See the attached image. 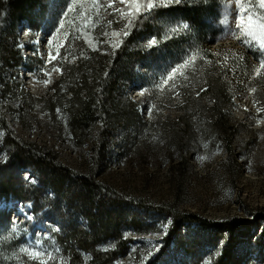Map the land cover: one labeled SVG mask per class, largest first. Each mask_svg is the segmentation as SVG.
Instances as JSON below:
<instances>
[{"label": "rangeland", "instance_id": "374dc122", "mask_svg": "<svg viewBox=\"0 0 264 264\" xmlns=\"http://www.w3.org/2000/svg\"><path fill=\"white\" fill-rule=\"evenodd\" d=\"M185 1L183 6L198 8L203 24L174 17L159 23L160 41L137 37L138 60L118 68L109 116L88 130L81 145L60 106L80 80L77 73L64 77L65 71L81 60L84 70L107 62L106 51L118 47L116 34L129 27L138 5L158 8L176 0H46L33 23L23 20L9 36L8 45L22 60L17 67L1 65L0 109L9 129L53 152L74 177L95 175L125 201L113 206L108 195L81 192L69 182L57 188L59 179L34 165L3 168L0 180L16 191L0 200V264H39L20 252L36 241L44 264H218L227 251L235 264H264V220L229 233L198 223L176 229L162 213L178 205L182 212L223 222L264 212V4ZM209 78L223 83L229 122L238 129L230 151L228 137L213 149L201 137L198 147L177 152L167 145L172 126L161 122L177 118L182 95L198 92ZM50 96L55 114L45 101ZM131 104L146 128L123 116L121 110ZM0 133V163L6 165L1 124ZM122 143L128 147L124 153ZM182 157L189 163L185 170L178 168ZM105 212H112L116 230L107 232Z\"/></svg>", "mask_w": 264, "mask_h": 264}, {"label": "trees", "instance_id": "16d2710c", "mask_svg": "<svg viewBox=\"0 0 264 264\" xmlns=\"http://www.w3.org/2000/svg\"><path fill=\"white\" fill-rule=\"evenodd\" d=\"M182 1L185 0L174 2L171 6L153 7L147 11L143 10L139 14L134 13L129 27H127L124 32L116 35L118 47L106 51L107 62L105 59L103 62L96 61L97 63L94 67L85 68L84 70L81 60V63H79L77 67L73 66L67 69L70 74L65 71L66 74L64 77L77 73L80 80L78 89L71 90V97L67 99L66 103L60 102V106L65 113V118L68 123L69 133H71L72 138L79 145L84 144L89 136L88 130L93 127L99 119H105L109 116L107 103L108 101L110 102L112 98V94L116 87L115 85L120 76L118 68L123 65L126 69L130 67L134 59L138 60V43H135L136 46H133L137 37H141L142 39L155 38L160 41L159 37L162 34L159 23L167 19H173L174 17H179L188 23L191 22L196 25L203 24L202 20L196 16L198 8L189 7L188 5L183 6ZM186 1L185 3L187 4L189 1ZM45 2L46 0H0V78L3 72V67H1L2 64L5 63L8 67L12 65L11 63L13 62L17 67L22 61L21 59H16L14 56V47L8 45L7 41L9 36L14 34L23 20L33 23L35 17H38V14H40V9L46 6V4H44ZM124 33H127V35L124 36ZM14 40H16V37ZM92 57L93 60L99 58L98 55H92ZM58 84L60 85L61 83L55 85V92L57 95L62 89ZM204 88H201L198 92L183 94L182 104L178 107L180 115L175 119L167 118L165 121L161 122V125L165 123V126H172L171 130H173V133L168 135L167 145L175 148L177 152L187 153L193 147H198L200 145L198 139L201 137L204 140H211L212 149L216 148L217 142L220 140L223 141V139L228 137L227 143H229V145H227V149L230 151L232 138L237 134L238 129L229 122L230 115L227 113L225 107L226 101L223 83L217 78H209ZM52 98L53 96H50L45 101L48 106H52L50 107L51 113L55 114L57 103L53 106ZM60 98L61 95L57 100H60ZM133 106V104L126 106L121 112L123 116H125L127 122H133L138 126V129L142 130V128H146L147 125L143 123V119L138 116L135 109L132 108ZM155 123L156 122L151 123L150 127L156 125ZM0 124L5 135L3 144L10 158L6 165L0 163V172L5 167L9 168L10 171H18L20 168H27L29 165H34L40 168L42 174L49 172L59 179V182L56 183L57 188H62L69 182V184L76 187L78 191L90 194L99 191L108 195L113 206L124 203L125 197L117 192H113L110 187L97 181L95 175L88 179L80 178L79 176L74 177V173L60 161H57L53 152L44 148H39L31 142L24 141L17 137V135L9 129L8 122L2 109H0ZM159 125L160 121L156 126ZM105 144L106 140L103 138L101 146L105 147ZM121 147L123 153L126 148L128 149L124 143L121 144ZM188 164V160L182 157L181 161L178 163V168H183V170H185ZM12 186L13 185L9 181L0 180V200L8 199L10 194L16 191ZM75 193L77 195V193L80 192ZM139 204L142 205L143 203ZM162 213L172 217L176 229H179L184 223H198L210 231H227L229 233L240 231V229L244 228L247 224H256L257 220H264V212H261L259 215L255 214L253 219L240 217L217 222L212 219L208 220L202 218L198 214L182 212L178 205L165 206ZM0 214L3 213L0 211ZM112 217V212H105L106 223L110 225L109 228H106L107 232L117 229L115 224L116 220ZM79 244L82 248H87V244L82 240H80ZM226 255L227 256L220 259L218 264L236 263V258L232 256V254H229L227 251ZM111 256L112 253L105 254V258Z\"/></svg>", "mask_w": 264, "mask_h": 264}, {"label": "snow or ice", "instance_id": "6c2138e0", "mask_svg": "<svg viewBox=\"0 0 264 264\" xmlns=\"http://www.w3.org/2000/svg\"><path fill=\"white\" fill-rule=\"evenodd\" d=\"M122 2H124V0H122ZM176 2H179V0H176ZM261 3L264 4V0H261ZM165 6H166V4H165ZM141 7H143V9L145 11H147V10H150L153 7V4L151 2H149L147 5H144V6L138 5L136 7V14H139V12L141 10ZM122 15H123V13H122ZM249 25L250 26L252 25L251 18H249ZM183 27L184 28H187V25H184ZM116 35H118V34H116ZM125 35H127V33H125ZM153 43H154V41H153ZM0 135H2V133H0ZM28 218L31 219V217H28ZM16 231H17V228L16 227H13L11 229V232L12 233H15ZM40 249H41V244H40L39 241H36L33 244V246H31V247L21 248L20 249V252L28 255L30 258L37 259L39 261V264H44V261L43 260H40L39 258L41 256H43L45 253L43 251H41ZM47 255L49 256V258H51V253H47Z\"/></svg>", "mask_w": 264, "mask_h": 264}, {"label": "clouds", "instance_id": "9594fccd", "mask_svg": "<svg viewBox=\"0 0 264 264\" xmlns=\"http://www.w3.org/2000/svg\"><path fill=\"white\" fill-rule=\"evenodd\" d=\"M228 191H230V189Z\"/></svg>", "mask_w": 264, "mask_h": 264}]
</instances>
